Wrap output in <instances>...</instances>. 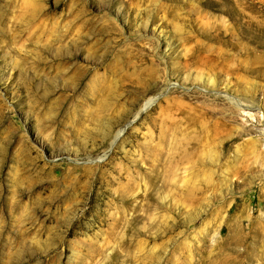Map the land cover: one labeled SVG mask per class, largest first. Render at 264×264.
Returning <instances> with one entry per match:
<instances>
[{"label": "rangeland", "instance_id": "374dc122", "mask_svg": "<svg viewBox=\"0 0 264 264\" xmlns=\"http://www.w3.org/2000/svg\"><path fill=\"white\" fill-rule=\"evenodd\" d=\"M262 132L264 0H0V264H264Z\"/></svg>", "mask_w": 264, "mask_h": 264}, {"label": "bare ground", "instance_id": "6f19581e", "mask_svg": "<svg viewBox=\"0 0 264 264\" xmlns=\"http://www.w3.org/2000/svg\"><path fill=\"white\" fill-rule=\"evenodd\" d=\"M154 103V99H151L148 103H147V105H146V107H149L150 105H152ZM243 109V112H242V115L243 116H247L248 117V115H249V112L247 111V109L246 108H242ZM253 115V114H252ZM262 134L264 135V132H262Z\"/></svg>", "mask_w": 264, "mask_h": 264}]
</instances>
